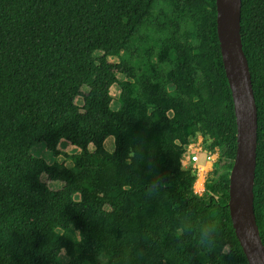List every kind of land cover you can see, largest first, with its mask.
<instances>
[{"label":"trees","instance_id":"16d2710c","mask_svg":"<svg viewBox=\"0 0 264 264\" xmlns=\"http://www.w3.org/2000/svg\"><path fill=\"white\" fill-rule=\"evenodd\" d=\"M215 19V0H0V264H248ZM240 36L264 245V0H241ZM197 135L218 152L199 193L181 164Z\"/></svg>","mask_w":264,"mask_h":264},{"label":"water","instance_id":"95a60500","mask_svg":"<svg viewBox=\"0 0 264 264\" xmlns=\"http://www.w3.org/2000/svg\"><path fill=\"white\" fill-rule=\"evenodd\" d=\"M241 0H215L216 34L222 65L231 92L236 147L228 173V200L234 234L248 264H264L253 209L257 112L247 59L240 36Z\"/></svg>","mask_w":264,"mask_h":264},{"label":"rangeland","instance_id":"374dc122","mask_svg":"<svg viewBox=\"0 0 264 264\" xmlns=\"http://www.w3.org/2000/svg\"><path fill=\"white\" fill-rule=\"evenodd\" d=\"M112 60H117L116 58H113ZM119 78L121 77L120 74H118ZM81 90H85L84 87L81 88ZM118 93H119V86L114 84L113 86H111V95L112 97L114 98V100L117 98L118 96ZM77 103L80 104L81 102V99L80 97L78 98L77 97ZM201 137V136H200ZM202 143H203V139L200 138V144L202 146ZM105 147L109 150H111L113 148V137L112 136H108L106 139H105ZM91 147V146H90ZM203 147V146H202ZM73 149V146L71 144H66L63 148H62V151L64 152H67V153H70ZM212 153H214V157L210 160H207L206 157H205V154L203 151H196L197 153V160L194 162L196 165L198 166H195L193 164H191L189 161H188V166H191V167H194L193 169L195 170L196 172V176H197V179L195 180L194 182V189L196 190V192H200V187L202 186L203 182L205 181L206 178H208V176L211 175V171L212 169L215 167L216 163L218 165V161H217V155H218V152L217 151H211ZM41 154L48 158V153L46 152H43L41 150ZM59 157H62V155H59ZM217 161V162H216ZM216 165V166H217ZM42 179L47 183V185L52 188V189H57L59 187H61L62 183L59 182V181H52L50 179H48L46 177V175H43L42 176Z\"/></svg>","mask_w":264,"mask_h":264},{"label":"built area","instance_id":"2783aa9c","mask_svg":"<svg viewBox=\"0 0 264 264\" xmlns=\"http://www.w3.org/2000/svg\"><path fill=\"white\" fill-rule=\"evenodd\" d=\"M202 150V146L200 144V138H197L196 141L190 143L186 148V153L184 154V159L182 160V164H186L188 161H196L198 156L196 151ZM205 157L207 160L212 159L214 153L211 151L203 150Z\"/></svg>","mask_w":264,"mask_h":264},{"label":"clouds","instance_id":"9594fccd","mask_svg":"<svg viewBox=\"0 0 264 264\" xmlns=\"http://www.w3.org/2000/svg\"><path fill=\"white\" fill-rule=\"evenodd\" d=\"M197 138H202V136L200 137V135H197L196 138L193 139L190 143L196 141ZM190 143H189V144H190ZM187 146H188V145H187ZM203 150H204V149H203V147H202V150H201V151H203ZM203 152H204V151H203ZM185 153H186V152H184V154H185ZM184 154H183V158L181 159V164H182V160L184 159ZM189 162H190L191 164L195 165V166H198V165H196V164L194 163L195 161H189ZM182 166H183V167H187V166H188V162H187L186 164H182ZM203 184H204V182H203ZM203 184H202V186H201L200 189H199L200 191L203 189Z\"/></svg>","mask_w":264,"mask_h":264}]
</instances>
